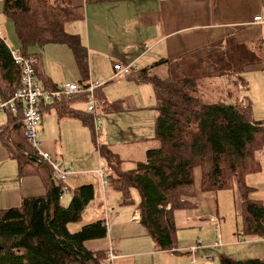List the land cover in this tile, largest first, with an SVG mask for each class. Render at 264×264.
<instances>
[{"label": "trees", "instance_id": "obj_1", "mask_svg": "<svg viewBox=\"0 0 264 264\" xmlns=\"http://www.w3.org/2000/svg\"><path fill=\"white\" fill-rule=\"evenodd\" d=\"M3 1V12L15 25L19 50L36 60L39 83V55L28 53L33 46H68L83 77L88 78V50L79 35L65 29L67 23L84 19L83 7L73 6L70 0ZM120 1L134 0H86L89 4ZM262 64L264 39L241 45L232 36L178 58L161 60L140 73L141 81L153 84L161 101L152 139L157 147L149 150L146 160L134 169L125 170L111 146L95 140L100 159L108 168L109 182L123 195V205L137 206L141 225L160 251L176 252L180 248L174 215L196 208L189 200L197 194L198 172L202 193L218 194L237 187L241 197L240 237L264 238V202L253 198L257 189L247 183L248 176L262 171L257 156L264 150V119L255 117L245 96L237 99L228 93V98L211 104L199 97L205 80L222 74L242 77L247 68ZM160 65L168 66L164 79L151 73ZM21 85V70L11 48L0 37V101L11 99ZM80 98L88 101L86 95H80L59 103ZM72 115L94 135L90 114L85 118L74 112ZM0 137L10 157L17 161L19 174L40 176L49 186L47 195L24 198L20 207L0 211V264H106L107 252L86 247L89 241L108 237L104 221L83 226L77 232L69 228L82 221L85 208L94 200V187L70 190L72 199L67 206L63 204L61 196L67 181L55 180L48 165L25 155L33 154V150L25 138L22 107L17 115H7L6 123L0 126ZM132 190L139 193L138 204ZM220 264H264V258L238 260L222 255Z\"/></svg>", "mask_w": 264, "mask_h": 264}, {"label": "crops", "instance_id": "obj_2", "mask_svg": "<svg viewBox=\"0 0 264 264\" xmlns=\"http://www.w3.org/2000/svg\"><path fill=\"white\" fill-rule=\"evenodd\" d=\"M70 2L73 6L84 9V19L76 21L83 25L70 22L65 29L69 34L79 35L86 46L89 76L87 79L83 77L74 54L68 46H34L35 50L39 49L35 51V54L39 55L42 64L38 74L40 84L47 87L49 85V90L66 83H79L84 87L93 83L99 86L96 90V98L101 99L98 100L100 104L98 113L104 123L103 131L107 132L105 142L108 143L105 144L110 145L119 155L123 161V167L125 162L134 165L131 169H134L139 162L145 161L146 153L151 149L137 147L129 153L124 150L117 151L115 147H118L119 143L116 137L110 139L108 134L110 122L115 121L116 118L133 115L142 119L148 115V111L151 112L147 109L149 104L157 108L160 105L161 101L153 84L141 81V71L149 69L161 60L178 58L185 53L205 47L210 42L231 36L241 45L253 44L264 39V24L255 21V18L263 15L262 0H134L99 4H89L86 0H70ZM3 8L4 1L0 0L1 37H4L6 43L7 40L17 43L19 39L15 25L4 14ZM116 64L133 67L132 74L126 78L114 80ZM163 66H166L168 74V66ZM247 75L256 79L258 83L256 88L254 87L256 93L250 92L249 98L245 97L251 102L257 118L264 119V64L247 68L242 77ZM87 107L85 98L76 99L71 103H58L52 107L42 105L43 120L39 128V139L44 143L45 152L58 159L61 158L64 167L74 169L72 178L66 183L69 189L73 192L77 188L92 185L95 188L93 200L95 201L99 198V190L95 183L100 181L103 191L109 187L107 185L103 187L97 171L94 174L97 178L86 173L85 162H91L90 164H93V168L96 169L102 161L99 153L98 156H94L89 149L90 134L87 130L93 135L92 130L72 115L74 112L81 114L84 118L90 117ZM50 119H53L58 131L56 141L51 134V127L54 128V124L52 125ZM6 120L7 115H3L0 126L5 124ZM94 136H96L95 133ZM146 138V136L136 138L132 141V146L141 145L142 142L147 141ZM66 141L71 143V150L67 149ZM63 146H65V152ZM85 146H87V152H90L89 155H85ZM124 169L128 170L125 167ZM263 176L262 164V171L248 176L247 183L257 189L253 198L264 202ZM195 177L197 194L189 201L195 203L196 208L176 211L174 215L176 228L201 231L211 225L215 227L216 236L217 227L212 220H218L221 230L218 194L202 193L200 173H196ZM257 177L263 182L255 184ZM109 185L114 188L110 182ZM48 192L49 186L40 176L19 174L17 161L10 157L0 137V211L18 208L24 198L43 197ZM111 200L120 202L115 197ZM139 201L140 198L135 203L138 204ZM104 204L105 210L102 214L105 212V218L102 217L97 221L106 223L108 237L87 242L88 249L105 251L107 254L112 251L116 257L113 264H193L190 248L197 244L196 240L195 243L190 242L181 246L176 252L160 251L141 225L137 206L112 204L109 203L107 196ZM237 239L239 244L242 243L236 245L235 242V245L239 247L236 251L241 258L239 260L264 258V238L253 237L247 241ZM226 246L227 244L224 247ZM211 248H223V242L217 248L199 249L198 257L199 255L209 256L203 253L210 251ZM183 253L187 256L182 255ZM212 260L211 257V260L206 262L209 263Z\"/></svg>", "mask_w": 264, "mask_h": 264}, {"label": "rangeland", "instance_id": "obj_3", "mask_svg": "<svg viewBox=\"0 0 264 264\" xmlns=\"http://www.w3.org/2000/svg\"><path fill=\"white\" fill-rule=\"evenodd\" d=\"M76 24L81 26L82 23L76 22ZM1 38H4V37H1ZM7 44L11 49H19L18 41L17 43H15L13 42V40H7ZM35 49L36 47L34 46L31 47L28 53L31 55H34L35 51L39 50V49L37 50ZM152 76L157 77L159 79L166 78L167 77L166 66L162 65L160 66V68L154 69L152 71ZM257 83L258 81H256V79H252V77L248 75L244 77L238 76L237 78L236 76H233V75L228 76V75L222 74V75H218L215 78L205 80L200 87L199 97L207 104L217 103L221 101L222 98H228L229 96L228 93L233 94L234 97L244 95L249 98L248 95L250 92L256 93V89H254V87L256 88ZM246 85H247V89H246ZM98 100H101V99L99 98ZM149 105L150 106L147 109L151 110V112L148 111L147 112L148 115L146 114L147 116L145 118L142 117L141 119L138 116L127 115V117L116 118L115 121L110 122V133L108 134V136L110 139H113V137L115 136L116 141H118L119 143V146L115 147V150L117 149H118L117 151L124 150L129 153L131 150L137 147H140L143 149H153L157 147V143H155L152 139L154 138V135H155V122H156L155 119L158 115V108L157 106L152 107L151 104ZM85 106H88V102H85ZM50 120H52V125L54 124V128L51 127V131H52L51 134L54 137V141H56L58 137V131L56 129V125L53 119H50ZM102 127H104V123H102ZM87 132L90 134L89 135V138H90L89 149L91 150L90 152H92L94 156L95 155L98 156V152L95 146V140L98 141L99 143H104V144L108 143V142H105V138H107V132L102 131V134L99 138L97 136L92 135L89 130H87ZM144 136L147 137L146 138L147 141L142 142L141 145L139 146H136V145L132 146V141H134L138 137L140 138ZM41 142L43 143L42 140ZM66 147L67 149L71 150L72 149L71 143L66 141ZM63 148L65 152V146H63ZM90 152H87V146H85V155H89ZM51 156L54 157V155H51ZM54 158L62 163L61 158L58 159L56 158V156ZM257 160H259V162H261V164H263L264 166V150L262 151V153L258 154ZM90 163L91 162H85L86 173L90 174V176L97 178V176L94 175L95 171L98 172L102 168L106 172H108V168L106 167L105 163L100 162L97 165L96 169H94L93 168L94 165ZM124 167L130 170L131 168L134 167V165L125 162ZM72 176L73 174H70L67 180L71 179ZM261 182H263V180L259 181V177H257L256 182L254 183L258 184ZM95 185L97 186V189L99 190V198H97L95 201H92L90 205H88V207L85 208L83 212L82 221L80 223L71 224L69 226L71 232H77L81 230L83 226H87L88 224H91L102 217L105 218V212L104 214H102V212L105 210L104 202H105L106 196L109 199V203H112V204L116 203L117 205L123 204V199H124L123 195L117 190H115L114 188H111L109 184L107 185V187L109 188H107L104 191L100 184V181H97ZM131 196L135 201H138L139 193L137 190H132ZM112 197H115L120 202H117V201L112 202L111 200ZM71 199H72L71 195L66 196V200L63 202V204L67 206L70 203ZM218 201H219L220 217H221L223 248H218V249L211 248L210 251H206V253H203V255L209 254V256L213 258L212 262H209V263L200 259L201 255H199V259L197 261L198 264H220V257L222 255L232 257L238 260L241 259L239 254L236 253V251L239 250V247H237L236 245L242 244V243L239 244V241L237 239L241 235V222H242L241 221V197H240L238 188L236 187L235 189L230 190V191L219 192ZM214 228H215L214 226L212 227L211 225H209L203 228L201 231H195L196 229L195 230L194 229L177 230V239H178L179 247L187 245L190 242H194L195 240L197 242H201L203 248L212 247L215 242V237H216ZM240 239L247 241L250 238L240 237ZM235 242H236V245H235ZM226 244L227 246L224 247ZM182 255L187 256L185 253H183Z\"/></svg>", "mask_w": 264, "mask_h": 264}, {"label": "built area", "instance_id": "obj_4", "mask_svg": "<svg viewBox=\"0 0 264 264\" xmlns=\"http://www.w3.org/2000/svg\"><path fill=\"white\" fill-rule=\"evenodd\" d=\"M256 22L264 24V12L263 15L255 18ZM1 37V34H0ZM11 55L15 64L21 70L22 85L21 88L15 92L14 96L7 101H0V124L2 123L3 115H17L19 108L24 110V124H25V138L30 143L33 150V154L26 152L25 155H32L38 161L48 165L53 173L55 180L66 183L70 174H73L72 169L65 168L64 165L57 159L46 153L43 149V143L39 139V128L43 120L41 106H53L59 103L63 99H72L75 96L86 95L88 98L87 111L92 116L94 133L99 138L102 134V120L99 115L100 104L96 98V90L99 86L91 83L85 87L79 83H66L54 90H47L41 85L36 76L35 64L36 60L25 56L19 49H11ZM133 72V67H123L120 64L114 66L113 79L126 78ZM98 144V141H96ZM99 175L103 187L109 184V180L106 176L105 170L102 168L97 172ZM70 194L69 187H65L64 193L61 196V200L66 199V196ZM140 220V217H139ZM216 224V242L212 246L217 248L222 244L220 225L217 219L212 220ZM199 249H205L202 247L201 242H197L195 246L190 248L192 255V263H197L199 257L197 252ZM115 255L112 251H109L106 264H113ZM202 260L210 261V256H201Z\"/></svg>", "mask_w": 264, "mask_h": 264}]
</instances>
